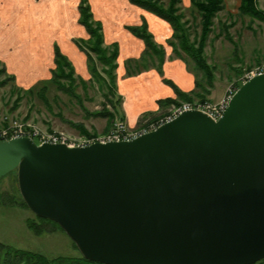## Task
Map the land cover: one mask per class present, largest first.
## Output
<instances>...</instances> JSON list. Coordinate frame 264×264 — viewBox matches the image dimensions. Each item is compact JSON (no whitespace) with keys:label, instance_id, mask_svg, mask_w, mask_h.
<instances>
[{"label":"water","instance_id":"obj_1","mask_svg":"<svg viewBox=\"0 0 264 264\" xmlns=\"http://www.w3.org/2000/svg\"><path fill=\"white\" fill-rule=\"evenodd\" d=\"M36 216L103 264H253L264 258V73L218 120L183 111L133 139L68 147L0 140Z\"/></svg>","mask_w":264,"mask_h":264},{"label":"rangeland","instance_id":"obj_2","mask_svg":"<svg viewBox=\"0 0 264 264\" xmlns=\"http://www.w3.org/2000/svg\"><path fill=\"white\" fill-rule=\"evenodd\" d=\"M86 1L90 6L89 1ZM162 2L166 4L167 0H162ZM239 4L240 0H224V9L219 11L213 19V26L204 47L206 62L214 66L211 86H208L203 72L196 67L188 55L182 51H179L180 55H178L171 49V57L182 60L193 74L194 84L197 81L203 89H206L204 92L201 87L196 88V91L202 94V98L191 95V100L188 101L183 98L179 99L174 93L175 96L172 98L177 101L164 104L166 109L163 113L155 117L144 118L140 124L133 126L124 118L117 85L116 88H112V92L108 89L111 84L100 64L97 65V70L106 81L103 78L98 80L93 77L83 80L74 74L73 85L66 87L70 90L65 91L52 82H39L29 91L17 84L15 76L0 60V82L3 81L0 84V125L6 127L16 124L24 131L30 128L50 133L61 131L67 133L68 137L70 135L98 136L108 131L115 122L120 120L127 126V129L136 131L170 115L173 111L172 107L183 102L201 103L205 100H220L226 89L231 86L239 87L245 75L254 67L264 63V19L240 15L238 13ZM179 6L187 20L186 27H188L192 41L193 37L198 36L200 32V17L192 6L191 0H181ZM255 7L264 12V0H255ZM164 21L170 30L167 41L171 39L173 29L166 20ZM221 23L228 25L225 31H222ZM133 72L136 73V71ZM61 82L69 85L65 79H61ZM105 109L113 113L112 118L94 114ZM77 125L84 127L86 133H81ZM35 143L41 144L37 139ZM2 193L13 194L19 199L18 196L21 195L14 175L5 176L0 180V194ZM26 218L34 219L29 208L22 205H0V242L38 252L47 257L80 256L78 248L74 247L73 241L65 232L58 230L36 235L27 228Z\"/></svg>","mask_w":264,"mask_h":264},{"label":"crops","instance_id":"obj_3","mask_svg":"<svg viewBox=\"0 0 264 264\" xmlns=\"http://www.w3.org/2000/svg\"><path fill=\"white\" fill-rule=\"evenodd\" d=\"M79 1L0 0V60L22 88H32L51 78L55 44L71 62L76 76L83 80L91 77L87 54L75 43V39L89 37L78 22ZM88 1L93 18L102 25L103 45L117 44V93L121 96L124 118L130 125L136 126L144 118L165 111L166 106L158 100L174 97L175 91L163 79L185 92L194 88L191 71L182 60L171 57L172 48L166 43L170 30L164 20L128 0ZM142 18L154 41L164 49L161 73L156 56L148 55L140 61L145 42L127 28L141 24Z\"/></svg>","mask_w":264,"mask_h":264},{"label":"trees","instance_id":"obj_4","mask_svg":"<svg viewBox=\"0 0 264 264\" xmlns=\"http://www.w3.org/2000/svg\"><path fill=\"white\" fill-rule=\"evenodd\" d=\"M130 3L153 13L154 15L166 20L172 27L173 33L171 39L167 40L169 45H171L173 51L179 54V51L184 52L188 55L196 67L203 72V76L208 84L211 86L213 80V70L214 66H210L204 57V47L206 40L211 32L213 26V19L217 13L224 9V0H191L192 6L197 10L200 17V32L198 36H194L193 40H190V35L188 27H186L187 20L184 18L179 3L181 0H167L166 4H163L162 0H128ZM79 18L78 22L82 24L87 30L89 37L86 40L75 39L76 45L87 54V62L91 77L94 79H104L99 75L97 70V64L102 66V71L106 74L109 79V90L112 92V88H116V58L118 53V47L116 43L111 44L109 47L103 45V33L102 25L99 21L93 18L90 6L86 0H80L78 5ZM238 13L240 15H248L251 18L264 19V12L260 11L255 7V0H240L238 6ZM228 25L221 23L222 31L227 29ZM128 30L135 36L141 38L146 45L144 55L140 58V61H144L149 55L156 56L158 60V69L161 73V64L164 59V49L162 46L158 45L154 39L153 35L148 31L147 23L144 18L139 25L128 26ZM225 29V30H224ZM226 36L227 33H225ZM95 56V57H93ZM54 63L55 67L52 69V76L49 80L43 82L55 83L59 88L67 89L66 87H71L74 81V69L71 62L65 57L59 50L58 46L54 45ZM127 64L130 65V62ZM5 72V71H3ZM130 71H128L129 73ZM132 73V72H130ZM61 79L67 80L69 85L62 84ZM106 81V80H105ZM163 81L172 86L175 94L179 99L191 100V95L203 97L201 93L196 91V88L202 87L199 82H195V89L190 92L181 91L173 82L168 79H163ZM0 82V84H2ZM31 91V88L28 89ZM204 92L206 89H203ZM177 100L174 98H165L163 100H158L159 104H170ZM104 109V108H103ZM114 111V110H113ZM95 115L101 117L112 118L113 113L110 110H101L94 113ZM81 133H86V130L82 126H78ZM14 175L16 177V170H13L5 176ZM17 179V177H16ZM17 199L13 194L2 193L0 194V205H11V206H25L21 196ZM28 208V207H27ZM34 215V219L26 218L25 224L29 230L34 234L40 235L42 233H52L55 231L64 232L57 223L52 220L42 218ZM75 248L76 245L73 242ZM0 264H103L96 261H91L84 258L81 254L80 256H54L47 257L41 253L34 252L31 250H25L13 247L11 245L0 242ZM253 264H264V258L253 263Z\"/></svg>","mask_w":264,"mask_h":264},{"label":"built area","instance_id":"obj_5","mask_svg":"<svg viewBox=\"0 0 264 264\" xmlns=\"http://www.w3.org/2000/svg\"><path fill=\"white\" fill-rule=\"evenodd\" d=\"M262 73H264V63L254 67L247 75L244 76V80L242 82H245L252 76ZM237 88L238 87L236 86L229 87L228 89H226L221 99L217 101L205 100L201 103L187 101L177 105L176 107L173 106V111L170 115H167L158 121L156 120L150 123L148 126H144L136 131H130L129 129H127V126H125L122 120L115 122L112 127L108 129V131L98 136L70 135L71 137H68L67 133L65 132L55 131L50 133L46 131H39L36 128H30L28 129V131H24L20 128V126H16V124H14L11 126L8 125L6 127L0 125V140H9L17 137H29L34 141L35 139H37V141H39L40 143H63L68 147L86 146L94 142L106 143L113 141L118 142L123 140H130L143 133L156 129L159 125L172 120L183 111L191 109L200 110L216 121L228 106L229 101L231 100ZM18 128L20 129L18 130Z\"/></svg>","mask_w":264,"mask_h":264}]
</instances>
